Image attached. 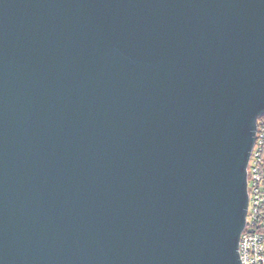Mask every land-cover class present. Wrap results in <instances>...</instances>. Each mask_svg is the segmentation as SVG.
<instances>
[{
	"label": "water",
	"instance_id": "water-1",
	"mask_svg": "<svg viewBox=\"0 0 264 264\" xmlns=\"http://www.w3.org/2000/svg\"><path fill=\"white\" fill-rule=\"evenodd\" d=\"M264 0H0V264H241Z\"/></svg>",
	"mask_w": 264,
	"mask_h": 264
},
{
	"label": "built area",
	"instance_id": "built-area-1",
	"mask_svg": "<svg viewBox=\"0 0 264 264\" xmlns=\"http://www.w3.org/2000/svg\"><path fill=\"white\" fill-rule=\"evenodd\" d=\"M264 127L257 126L256 138L246 167L247 211L238 242L241 264H264Z\"/></svg>",
	"mask_w": 264,
	"mask_h": 264
},
{
	"label": "trees",
	"instance_id": "trees-1",
	"mask_svg": "<svg viewBox=\"0 0 264 264\" xmlns=\"http://www.w3.org/2000/svg\"><path fill=\"white\" fill-rule=\"evenodd\" d=\"M262 124V127H264V115L260 116L257 120V126H260ZM262 161H263V168H264V140H263V146H262Z\"/></svg>",
	"mask_w": 264,
	"mask_h": 264
}]
</instances>
